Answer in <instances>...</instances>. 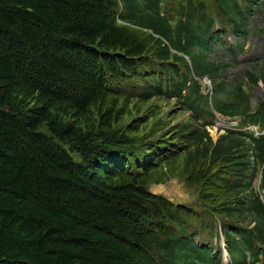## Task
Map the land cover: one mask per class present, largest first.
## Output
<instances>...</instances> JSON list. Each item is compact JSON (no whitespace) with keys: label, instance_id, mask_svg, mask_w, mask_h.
<instances>
[{"label":"trees","instance_id":"trees-1","mask_svg":"<svg viewBox=\"0 0 264 264\" xmlns=\"http://www.w3.org/2000/svg\"><path fill=\"white\" fill-rule=\"evenodd\" d=\"M214 3L239 36L264 8ZM210 13V0H0V264L212 263L178 234L189 210L140 188L154 162L131 136L139 119L117 130L118 104L108 106L173 97L206 118L199 78L208 76L218 111L264 128V97L250 114L243 87L264 82V65L230 81ZM193 121L191 175L211 180L208 161L224 167L220 187L234 196L224 216L237 223L224 228L247 264L245 250L264 236V135L226 130L214 140Z\"/></svg>","mask_w":264,"mask_h":264},{"label":"rangeland","instance_id":"rangeland-1","mask_svg":"<svg viewBox=\"0 0 264 264\" xmlns=\"http://www.w3.org/2000/svg\"><path fill=\"white\" fill-rule=\"evenodd\" d=\"M212 1L214 3V0ZM262 19V16L258 15L260 29L264 30ZM255 20L254 15L253 21ZM230 39L234 44L236 41L241 43L243 41L242 39H236L233 35ZM248 45L243 64L236 66V68L230 67L227 69V77L230 81L235 79L236 69L244 68L248 63H256L259 72L264 55V35L251 36ZM215 48V56L229 64L230 55L226 51L225 44H216ZM248 57L250 61H246ZM241 76L239 75V78ZM203 82L208 88L210 87L209 80ZM254 91L256 97L262 96L261 87H256ZM112 98L109 97V101ZM115 104H118V121L114 124V128L117 130L122 127L126 128L136 119H139L140 128L138 133L131 136H137L144 147V150L140 153L151 157L154 162L143 172H147V177L144 178L148 182L146 186L149 190L164 194L171 201L185 206L191 214H207L237 224L234 220H227L224 216L226 209L233 205L234 196L220 187L219 176L222 175L224 169L222 164L208 161V166L211 164L210 168L214 169L211 180L203 181L201 178H195L191 175L192 171L199 166L196 165L197 162L195 161L187 162L188 153L184 151L187 148L195 150L197 147L196 144L191 143L190 139L188 142L186 141V138L193 134L189 131L194 127V121L189 111L183 110L182 103L173 97H156L144 102L128 97L109 102L108 106L113 107ZM95 118H97V122L100 120L98 117ZM229 119L230 121L224 124V128L235 127L236 121L231 117ZM65 120H68V118H65ZM219 122L218 120L217 124ZM224 128L218 130L210 128L214 140L220 134L225 133ZM67 147L69 146L67 145ZM197 179H199V182H197ZM201 191L205 192L204 195H200Z\"/></svg>","mask_w":264,"mask_h":264},{"label":"water","instance_id":"water-1","mask_svg":"<svg viewBox=\"0 0 264 264\" xmlns=\"http://www.w3.org/2000/svg\"><path fill=\"white\" fill-rule=\"evenodd\" d=\"M9 109V107H4L2 108L3 111H7ZM141 189L145 190V191H148V188L146 186H140Z\"/></svg>","mask_w":264,"mask_h":264},{"label":"bare ground","instance_id":"bare-ground-1","mask_svg":"<svg viewBox=\"0 0 264 264\" xmlns=\"http://www.w3.org/2000/svg\"><path fill=\"white\" fill-rule=\"evenodd\" d=\"M6 107H7V106H6ZM3 108H4V107H3ZM8 110H9V109H8ZM8 110H7V111H8Z\"/></svg>","mask_w":264,"mask_h":264}]
</instances>
